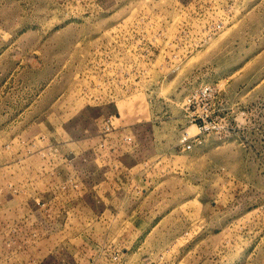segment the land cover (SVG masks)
<instances>
[{
	"label": "rangeland",
	"instance_id": "rangeland-1",
	"mask_svg": "<svg viewBox=\"0 0 264 264\" xmlns=\"http://www.w3.org/2000/svg\"><path fill=\"white\" fill-rule=\"evenodd\" d=\"M106 123V212L64 188L35 231L0 213V264H264V0H0V203L20 158Z\"/></svg>",
	"mask_w": 264,
	"mask_h": 264
},
{
	"label": "crops",
	"instance_id": "crops-1",
	"mask_svg": "<svg viewBox=\"0 0 264 264\" xmlns=\"http://www.w3.org/2000/svg\"><path fill=\"white\" fill-rule=\"evenodd\" d=\"M63 126L64 125H60L62 130L66 132ZM102 131L101 129L100 134L98 132L92 137L89 136L91 138L85 137L78 142H62V144L56 147V152L58 151L57 157L46 158L44 154L40 152V157L33 155L20 158L17 165L20 166V164H23L24 168L22 169L24 170L32 168L31 177H33V181L31 177H27V173L22 174V171H20V173L18 172L19 177L8 175V173L3 175L2 184H6L7 182L6 185L9 189L7 192L11 198L9 202L5 201L3 204L0 203L1 206H7L4 212L2 211L3 213L0 211L4 219L3 223H12L15 219L17 224L21 226L22 223L24 226L27 225V227H32L33 231H35L37 227L40 228L42 224L41 212L44 210V207L47 206L42 204L43 201L49 194L54 195L55 198L61 195L60 189H64L62 185H65V188L68 190L67 195H81L82 197L90 196V194L96 195L98 197L97 202L101 203L103 206L99 212H106V205L104 202L102 203V201L105 196L112 194L108 191L109 189L111 191L114 190V188L111 187V189L109 185L107 187L106 180L109 179L108 174L114 171L112 166L120 167L122 163L121 158H117L118 155H116L118 149L122 147V142L119 140L112 143L111 140H109L108 144H105L104 147H100L99 142L103 137L101 134ZM109 135L110 133L107 134L108 137ZM123 136L126 135H122V138ZM39 148L42 149L40 150L42 152L49 149L48 145H42L39 146ZM104 152L108 155L104 156ZM138 165L139 162L135 161L133 165L130 166V169L138 167ZM138 175L139 172H137V174L135 172L134 175H132V173L129 174V176H133V179H137ZM121 178L117 177V180ZM15 179L19 180L20 183L17 182V184H13L14 186H12L10 181ZM128 179L129 181L132 180L131 177ZM140 179L144 178L141 177ZM148 181L149 180H147V182ZM31 186L32 190L30 189ZM132 191L131 194H133L135 202L138 201V197L140 198V196L141 198L144 196L145 198L143 200L148 202L150 197L153 198L154 193L162 198L163 203L165 202L164 186L161 190H156L153 188V185L146 188H139L136 186ZM63 194H65V192ZM31 201L34 202L31 203ZM51 207L52 205H50V209ZM10 218H12V220H10Z\"/></svg>",
	"mask_w": 264,
	"mask_h": 264
},
{
	"label": "built area",
	"instance_id": "built-area-1",
	"mask_svg": "<svg viewBox=\"0 0 264 264\" xmlns=\"http://www.w3.org/2000/svg\"><path fill=\"white\" fill-rule=\"evenodd\" d=\"M200 94L202 95L203 98L207 99V98H218L217 96V90L211 86V85H205L204 87H202L200 89ZM219 99V98H218ZM191 105V98H188V106ZM206 117H208L207 114L205 115H198L197 117L193 118V120H200L203 122L206 121ZM109 121V120H108ZM219 122V121H218ZM196 124V123H195ZM219 128H223L222 126H218ZM111 126L110 123H106L104 125V130H103V134H102V139H100L99 142V146L100 147H104L105 144H108L109 142V138L107 136L108 132H110ZM204 130V125L199 124L198 125V133L191 136V137H182V139L180 140L181 143H183L184 147L186 149H190L192 144H196V143H200V133ZM123 142L125 143H129L131 141V136H123L122 138ZM107 142V143H106ZM112 149V148H111ZM63 188H65V185H62Z\"/></svg>",
	"mask_w": 264,
	"mask_h": 264
}]
</instances>
